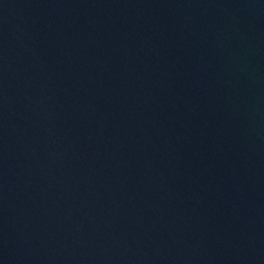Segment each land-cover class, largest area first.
I'll list each match as a JSON object with an SVG mask.
<instances>
[{
    "label": "water",
    "instance_id": "obj_1",
    "mask_svg": "<svg viewBox=\"0 0 264 264\" xmlns=\"http://www.w3.org/2000/svg\"><path fill=\"white\" fill-rule=\"evenodd\" d=\"M0 264H264V0H0Z\"/></svg>",
    "mask_w": 264,
    "mask_h": 264
}]
</instances>
